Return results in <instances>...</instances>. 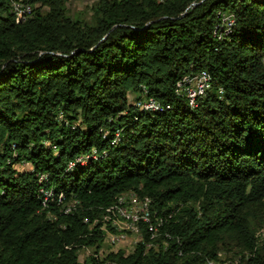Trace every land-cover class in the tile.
Segmentation results:
<instances>
[{
	"label": "trees",
	"instance_id": "1",
	"mask_svg": "<svg viewBox=\"0 0 264 264\" xmlns=\"http://www.w3.org/2000/svg\"><path fill=\"white\" fill-rule=\"evenodd\" d=\"M68 1L0 0V264H264V0Z\"/></svg>",
	"mask_w": 264,
	"mask_h": 264
},
{
	"label": "rangeland",
	"instance_id": "2",
	"mask_svg": "<svg viewBox=\"0 0 264 264\" xmlns=\"http://www.w3.org/2000/svg\"><path fill=\"white\" fill-rule=\"evenodd\" d=\"M96 0H70L66 4L68 12L72 16H79L80 18H89L91 16V9L90 7ZM19 169H28L30 168L29 164H23V165H16ZM131 195V194H130ZM129 194L126 196V200L123 202L122 207L124 209L132 208L134 205V208H139L141 205V201L138 197L137 200L132 198L133 195L130 196ZM132 204H131V203ZM134 203V204H133ZM128 205V206H127ZM131 205V206H130ZM130 206V207H129ZM140 211V210H138ZM137 212V210H135ZM121 218V219H120ZM127 217L118 216L113 221V225L118 228L119 231H121L120 235H109L103 242V244L100 246L99 254L98 255H104L106 252L114 251L116 252L118 249H123L127 252L131 251L133 249V246L135 244V231L136 229H133L129 226V223H127ZM128 231V232H127ZM127 232V233H126ZM121 241V242H120ZM93 248L89 249H82L79 251V260L83 261V255L87 252L92 253ZM224 255V254H223ZM223 259V257H222Z\"/></svg>",
	"mask_w": 264,
	"mask_h": 264
},
{
	"label": "bare ground",
	"instance_id": "3",
	"mask_svg": "<svg viewBox=\"0 0 264 264\" xmlns=\"http://www.w3.org/2000/svg\"><path fill=\"white\" fill-rule=\"evenodd\" d=\"M15 4V3H14ZM13 10L17 13V15H19L20 13H24V12H28V8L27 7H23V5H21V4H17V5H13ZM30 11V10H29ZM25 14V13H24ZM16 15V16H17ZM20 17V16H19ZM231 20V19H230ZM234 21V20H233ZM231 22H232V20H231ZM228 26H231L232 24H227ZM194 77H199V80H203L204 82H209V78H208V76H207V74L206 73H204V72H202V73H199V74H196V75H194ZM183 81H184V79H183ZM182 81V82H183ZM207 86H208V84H207ZM206 86V87H207ZM203 91H205V89H199V94H202L203 93ZM193 99L194 98H190V103H191V105L193 104ZM146 104H148V106H150V107H146ZM138 105H139V107L141 108V109H147V110H161V107H160V105L157 103V102H155L154 100H152V99H147V100H145V102H142V103H138ZM44 178V176H41L40 177V180H42ZM45 194H47V196H50V193H48V192H44ZM130 195V194H129ZM131 195H133L132 196V198H134L135 200H137V197L134 195V194H131ZM130 195V196H131ZM122 196V195H121ZM126 194L124 195V196H122V197H120L119 198V200H118V204L115 206V208H116V210H117V216H125V217H127V220H128V222L127 223H129V226L130 227H132L133 229L135 228L134 226H135V224L137 223V221H139V220H143V221H145V222H149V220H150V213H149V210H148V207H147V205H146V202L144 203L143 201H141V205L139 206V209H140V211H138L137 210V212H134V220H129V217L126 215V214H124L123 213V211H120V209H124L123 207H122V205H123V202L124 201H126V200H129V199H126ZM127 197H129V196H127ZM144 200V199H143ZM125 203V202H124ZM131 203V202H130ZM132 204V203H131ZM134 204V203H133ZM149 205V204H148ZM128 206V205H127ZM131 206V205H130ZM129 206V207H130ZM134 206V205H133ZM135 207V206H134ZM121 219V218H120ZM208 264H215V263H212V262H210V263H208Z\"/></svg>",
	"mask_w": 264,
	"mask_h": 264
},
{
	"label": "built area",
	"instance_id": "4",
	"mask_svg": "<svg viewBox=\"0 0 264 264\" xmlns=\"http://www.w3.org/2000/svg\"><path fill=\"white\" fill-rule=\"evenodd\" d=\"M24 13L22 14L23 17ZM219 21H224V24H232L235 22H231L230 20V13H227L225 15V19H219ZM210 82H204L203 80H199V77H194L192 75H185L183 82H177V88L176 93L183 95L186 97L187 102L190 103V98L193 96H199V89H206L207 84ZM146 107L148 104H146ZM135 210H140L139 208H128V209H120V211H123L124 214H126L129 217V220H134V212ZM162 217V213H161ZM121 242V241H120ZM90 253L87 252L83 255V257H86Z\"/></svg>",
	"mask_w": 264,
	"mask_h": 264
}]
</instances>
